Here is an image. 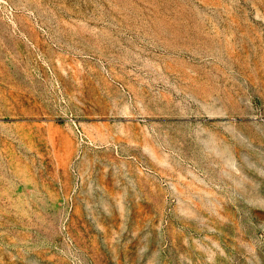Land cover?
<instances>
[{
    "label": "rangeland",
    "instance_id": "rangeland-1",
    "mask_svg": "<svg viewBox=\"0 0 264 264\" xmlns=\"http://www.w3.org/2000/svg\"><path fill=\"white\" fill-rule=\"evenodd\" d=\"M0 264H264V0H0Z\"/></svg>",
    "mask_w": 264,
    "mask_h": 264
}]
</instances>
